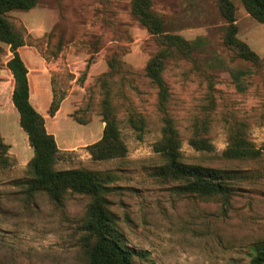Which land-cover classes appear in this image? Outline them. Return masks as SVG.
<instances>
[{"label": "rangeland", "instance_id": "374dc122", "mask_svg": "<svg viewBox=\"0 0 264 264\" xmlns=\"http://www.w3.org/2000/svg\"><path fill=\"white\" fill-rule=\"evenodd\" d=\"M230 1L236 38L256 54V63L224 45L228 24L217 0H151L162 36L132 14L131 0H38L31 10L6 14L25 42L18 52L35 89L30 103L39 113L42 107L57 143L54 169L100 177L120 243L138 254L134 264H248L264 246V26L240 0ZM166 36L189 44L170 40L161 72L180 161L236 173L226 196L183 193L184 181L156 176L165 162L154 151L163 114L145 66ZM10 57L0 41V136L9 159L0 169V264H86L90 198L67 192L54 203L45 192L25 190L33 152L10 100ZM52 98L54 117L47 113ZM108 114L126 153L94 160L86 147L100 140ZM195 127L210 151L190 145ZM239 131L259 152L253 159L223 155Z\"/></svg>", "mask_w": 264, "mask_h": 264}, {"label": "trees", "instance_id": "16d2710c", "mask_svg": "<svg viewBox=\"0 0 264 264\" xmlns=\"http://www.w3.org/2000/svg\"><path fill=\"white\" fill-rule=\"evenodd\" d=\"M244 10L257 23L264 26V0H240ZM38 0H0V41L8 45L11 53L6 66L12 75L14 86L10 100L19 116V127L25 132L33 156L28 162L30 179L25 183V190L30 195L45 192L54 203H61L67 192L90 198L87 218L84 226L86 264H134L138 254L122 246L115 221L106 211V200L102 191L100 177L89 170L72 169L57 171L54 169L58 159L57 143L53 135L45 128L43 116L36 111L29 99L28 69L18 50L25 45L19 32L13 30L6 14L11 11L33 9ZM221 17L227 22V31L223 38L224 45L236 50L238 57L256 63L258 57L243 42L236 38L235 10L230 0H217ZM131 12L140 23L153 35H163L161 18L152 10L151 0H131ZM164 38V37H163ZM162 48L157 51L145 66V75L157 89V107L162 112L161 139L154 145V151L164 158V165L156 170V176L162 179L184 181L180 191L202 196H226L231 184L239 177L231 171L211 169L198 165H186L180 161L178 134L167 116V85L161 72L165 61L171 55V48L177 43L181 48L189 44L179 36H166ZM173 40L174 43H171ZM58 107L54 98L48 107V115L54 117ZM104 127L99 141L87 146L94 160L122 158L126 153L115 120L108 114L104 116ZM190 145L198 151H210L207 140L202 137L197 127ZM231 144L223 152L230 159H253L259 152L251 147L242 132L230 139ZM8 146L0 136V169L9 165ZM248 264H264V246L255 250Z\"/></svg>", "mask_w": 264, "mask_h": 264}, {"label": "crops", "instance_id": "0c3cea01", "mask_svg": "<svg viewBox=\"0 0 264 264\" xmlns=\"http://www.w3.org/2000/svg\"><path fill=\"white\" fill-rule=\"evenodd\" d=\"M28 83H29V99L31 100V97H33V93L35 92V89L34 90H32V88H31V85H30V80H29V77H28ZM39 90V89H38ZM36 92H38L37 90H36ZM39 93H41V95H39L40 96V98H42V96H44V95H42L43 94V91L41 90H39ZM40 106H42V104L40 103ZM39 110H41L40 111V113H42V107H41V109H39ZM46 126V125H45Z\"/></svg>", "mask_w": 264, "mask_h": 264}]
</instances>
